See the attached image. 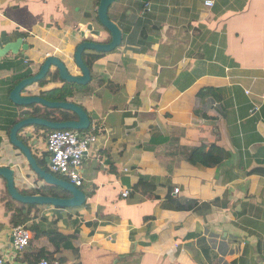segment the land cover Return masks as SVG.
I'll return each instance as SVG.
<instances>
[{"label": "crops", "instance_id": "crops-1", "mask_svg": "<svg viewBox=\"0 0 264 264\" xmlns=\"http://www.w3.org/2000/svg\"><path fill=\"white\" fill-rule=\"evenodd\" d=\"M205 1L111 6L114 20L150 13L160 34L146 36L151 48L141 54L125 44L110 53L86 52L96 57L92 81L83 96L68 100L89 116L82 132L97 137L82 160L86 202L32 209L22 225L38 227V237L30 232L23 252L13 247L15 226L0 178V255L7 263L38 264L39 254L59 264H264V0H211L212 7ZM98 2L0 0V50L19 45L0 54V167L14 171L18 191L48 187L9 142L8 129L30 112L9 94L50 56L79 75L73 53L92 39L87 25ZM50 73L44 87L34 83L21 96L61 87L51 78L56 70ZM205 89L212 93L199 99ZM27 131L29 143L37 142L31 149L38 166L49 170L47 132ZM201 145L222 149L225 160L213 168L190 165ZM141 178L152 191L142 192ZM169 199L194 205L174 210Z\"/></svg>", "mask_w": 264, "mask_h": 264}, {"label": "water", "instance_id": "water-1", "mask_svg": "<svg viewBox=\"0 0 264 264\" xmlns=\"http://www.w3.org/2000/svg\"><path fill=\"white\" fill-rule=\"evenodd\" d=\"M117 1L118 0H99L95 10V17L103 31L95 30L92 28V24L87 25L88 31L92 33L91 36L93 41H88L87 39L84 40L77 45L73 53V62L76 68L79 70V75L75 76L70 74L63 61L57 57L50 56L45 59L38 73L32 75L29 78L22 79L11 90L9 99L17 106L26 108L31 106H39L47 109H59L73 113L76 116V120L73 121L53 123L45 121L41 118L28 116L27 112H25L21 115L22 119H20V121H18L11 128L9 133V142L25 158L29 169L44 182L46 187H55L67 193L66 198L48 197L43 195H23L19 193L15 187L14 171L8 167H0V178L5 181L8 195L13 201L23 205L46 206L60 209L78 208L85 204L86 195L78 187L72 185L68 181L56 177L47 170L41 169L38 166L31 149L37 144V142L34 141L31 144L29 143L32 134L27 130L44 128L45 130L50 131H86L90 127V119L88 114L81 106L74 104L73 102H49L38 95L21 96V94L27 87L33 85L34 83H39L41 80L49 76L51 74L50 70L52 68L58 72L59 78L62 82L80 86L88 85L92 78L89 68L83 62V53L89 51L95 53H110L121 47L123 44V32L114 22L109 19L108 16L109 8H111V6H113ZM103 32L110 36L109 42L99 41ZM80 36L84 38L85 33L81 32ZM18 46V43L8 45L4 50H0V54H3V52L6 53L5 51H11L13 53L18 48ZM45 161L47 162L48 159L46 158Z\"/></svg>", "mask_w": 264, "mask_h": 264}, {"label": "trees", "instance_id": "trees-1", "mask_svg": "<svg viewBox=\"0 0 264 264\" xmlns=\"http://www.w3.org/2000/svg\"><path fill=\"white\" fill-rule=\"evenodd\" d=\"M142 8L143 6L140 5L139 10L141 13L144 11ZM110 9L111 8H109V11ZM109 11H108L109 19L112 22H114L123 32V44L129 47L135 48V52L139 54L145 53L151 48V43L146 39V36L148 34H153L154 36L159 35L160 34V23L154 21L150 13L144 12V14L141 17H138L135 14L125 16L124 13H121L120 16L118 18H115L114 20V18L110 16ZM92 25L94 26L95 30L103 31L102 27L97 22L96 17H94ZM151 26H152V29L150 30L149 27ZM107 36L108 34L103 32L102 33L103 38L101 37L99 41H102ZM88 41H93V39L89 38ZM82 58H83L84 64L89 68L90 75L92 76L93 62L96 59V57L91 56L85 52L83 53ZM30 75L31 74L28 72L24 75V77L26 78V77H29ZM46 78L41 80L38 83V85L41 88L47 84ZM51 78L54 81H57V80L61 81L59 78L58 72H56ZM89 84L86 86H80V85L68 84V83L62 82L61 87L55 88L49 91L41 92L40 97L44 98L45 100L49 102H67L69 99H73L76 93H80V95L83 96L85 94V91L88 89ZM100 85L103 86V84H100ZM208 93H212V91L208 89L202 90L198 93L197 97L199 99L203 98ZM73 103L81 106L79 103H76V102H73ZM81 107L85 111L84 107L83 106ZM29 108H30V112L29 113L27 112L29 116L41 118L48 122L62 123V122L76 120V116L73 113H70L67 111H62L59 109H47V108H42L39 106H31ZM45 131L47 132V134L51 132L50 130H45ZM9 132L10 130L8 129L7 133L9 134ZM226 155L227 154L225 151H223L222 149L216 146L201 145L189 155L188 162L190 163V165L194 167L213 168L217 166L218 164H220L221 162H223L226 158ZM45 170L49 171L46 168ZM57 177L60 179H63L60 176H57ZM139 184L142 188L143 193L153 190V187L145 183L144 179L142 178L140 179ZM78 188L82 189V186ZM18 192L23 195H43V196L56 197V198H66L67 197V193L65 191L60 190L55 187L36 189V191L32 193L22 192V191H18ZM4 194L7 197H9L7 189H6V184L4 186ZM168 203H169L170 208H174V210H183V211L190 210L194 205L193 201H190V200H186L183 203H180L178 201L169 199ZM17 206L21 208L19 209V212H16ZM37 207L38 206H35V205H23V204L13 201L12 199L10 200V202L6 203V208L11 213V220H10L11 224L14 226L22 225L25 222H27L28 217L31 214V210ZM24 209H26L25 213H23ZM28 230L29 232H31L33 239L34 238L36 239L38 237V227L36 228L31 227ZM64 238L69 239L67 237H64ZM37 257L39 258L38 260L42 259V256L39 254L37 255Z\"/></svg>", "mask_w": 264, "mask_h": 264}, {"label": "built area", "instance_id": "built-area-1", "mask_svg": "<svg viewBox=\"0 0 264 264\" xmlns=\"http://www.w3.org/2000/svg\"><path fill=\"white\" fill-rule=\"evenodd\" d=\"M207 7L213 6V1H205ZM95 130V127H93ZM97 137L92 133H83L73 130L51 131L46 136L45 149L48 157V167L51 174L62 177L76 187L83 185L82 160L91 147L96 143ZM178 194V189H174ZM129 191H124L121 196L126 198ZM11 238L16 252L25 251L31 241V234L26 225L12 228ZM0 264H9L0 255ZM38 264H59L56 261L41 259Z\"/></svg>", "mask_w": 264, "mask_h": 264}, {"label": "rangeland", "instance_id": "rangeland-1", "mask_svg": "<svg viewBox=\"0 0 264 264\" xmlns=\"http://www.w3.org/2000/svg\"><path fill=\"white\" fill-rule=\"evenodd\" d=\"M76 100L78 101V98H76ZM8 199L11 200L10 197H8ZM16 205H17V204H16Z\"/></svg>", "mask_w": 264, "mask_h": 264}]
</instances>
